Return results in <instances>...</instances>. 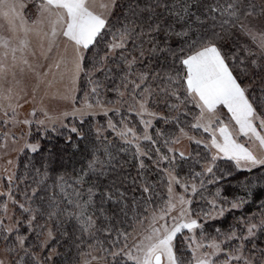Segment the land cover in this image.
I'll list each match as a JSON object with an SVG mask.
<instances>
[{"label":"snow or ice","instance_id":"1","mask_svg":"<svg viewBox=\"0 0 264 264\" xmlns=\"http://www.w3.org/2000/svg\"><path fill=\"white\" fill-rule=\"evenodd\" d=\"M0 161V264H264V0H0Z\"/></svg>","mask_w":264,"mask_h":264},{"label":"trees","instance_id":"2","mask_svg":"<svg viewBox=\"0 0 264 264\" xmlns=\"http://www.w3.org/2000/svg\"><path fill=\"white\" fill-rule=\"evenodd\" d=\"M168 126H165L164 128H167ZM48 142L45 141V144ZM30 159V156H24L18 165V171L22 174L23 172V166L24 164ZM79 167V165H77ZM69 170H71V165H69ZM261 173L254 172L253 174L247 173V172H238L233 170L232 175L230 177H227L225 180L221 181L220 185L218 187L221 188V194L223 196H226L228 198H232L237 195H245L244 190V184L247 181H256ZM215 187H212V191L214 192ZM261 200H264V181H260V184L253 189V203L246 205L244 210V215L247 216L250 213H255L258 211V204ZM240 213H236V216L238 217ZM218 226H222L223 228H228V226L232 223H234V217L233 214H228L226 219L223 221L217 220L212 222ZM209 231H214V229H209ZM61 251H66V249H61ZM74 258H79L78 254L76 253L75 249H73L69 254L67 259L69 261L73 260Z\"/></svg>","mask_w":264,"mask_h":264},{"label":"rangeland","instance_id":"3","mask_svg":"<svg viewBox=\"0 0 264 264\" xmlns=\"http://www.w3.org/2000/svg\"><path fill=\"white\" fill-rule=\"evenodd\" d=\"M86 82H82L81 83V90L77 93V99H78V102L80 99L83 98V95H84V91L86 90ZM52 107L56 108L57 110H63V105L62 104H56L55 102H52L51 105ZM31 109V105H26L25 108L22 110V115L25 114L27 111H29ZM98 122L99 123H104L105 122V117H103L102 115L99 116L97 118ZM157 127L159 128H164L165 125H163V123H157ZM155 130H153V133H154ZM110 139L112 138L111 135L109 137ZM117 143H119V141H117ZM178 149H186L188 147L187 145V141H184L182 144L180 145H177L176 146ZM24 157V155H20L19 157H17V155L15 153H13L11 156L9 157H6L5 158V161L7 159H12L15 163H17L19 165V162L20 160ZM5 161H0V164H3ZM18 170V169H17Z\"/></svg>","mask_w":264,"mask_h":264}]
</instances>
